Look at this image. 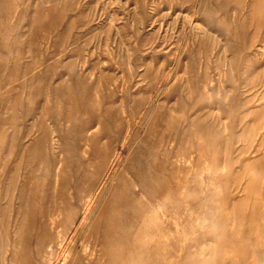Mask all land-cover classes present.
I'll use <instances>...</instances> for the list:
<instances>
[{
    "label": "rangeland",
    "instance_id": "obj_1",
    "mask_svg": "<svg viewBox=\"0 0 264 264\" xmlns=\"http://www.w3.org/2000/svg\"><path fill=\"white\" fill-rule=\"evenodd\" d=\"M0 264H264V0H0Z\"/></svg>",
    "mask_w": 264,
    "mask_h": 264
},
{
    "label": "bare ground",
    "instance_id": "obj_2",
    "mask_svg": "<svg viewBox=\"0 0 264 264\" xmlns=\"http://www.w3.org/2000/svg\"><path fill=\"white\" fill-rule=\"evenodd\" d=\"M62 263V262H61Z\"/></svg>",
    "mask_w": 264,
    "mask_h": 264
}]
</instances>
